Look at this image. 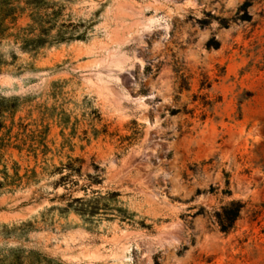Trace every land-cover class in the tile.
Returning a JSON list of instances; mask_svg holds the SVG:
<instances>
[{"label":"rangeland","instance_id":"1","mask_svg":"<svg viewBox=\"0 0 264 264\" xmlns=\"http://www.w3.org/2000/svg\"><path fill=\"white\" fill-rule=\"evenodd\" d=\"M52 1L73 40H0V253L264 264V0Z\"/></svg>","mask_w":264,"mask_h":264},{"label":"trees","instance_id":"2","mask_svg":"<svg viewBox=\"0 0 264 264\" xmlns=\"http://www.w3.org/2000/svg\"><path fill=\"white\" fill-rule=\"evenodd\" d=\"M23 3L22 5L16 0H0V40L12 38L20 41L26 47L37 50L42 45L50 42H63L74 39V36H67L65 30L76 25L71 20L68 22L60 20L62 9L57 6V2L52 0H26ZM250 5V2H246L241 7L245 11L242 15L243 20H251L246 11ZM26 10L30 11L28 14L30 22L26 27H19L16 33H12L13 27L10 24L18 20ZM3 175L4 181H0V189L5 185L16 184L20 179L18 172L10 176L5 170ZM244 207V203L234 200L224 206L221 212H217V219L222 231L228 232L234 227ZM45 261L47 260L35 252L26 254L22 250H13L8 254L0 253V264H28L29 262V264H35Z\"/></svg>","mask_w":264,"mask_h":264}]
</instances>
